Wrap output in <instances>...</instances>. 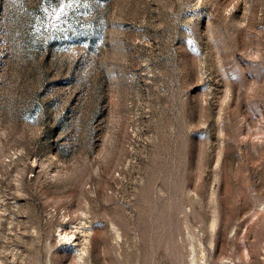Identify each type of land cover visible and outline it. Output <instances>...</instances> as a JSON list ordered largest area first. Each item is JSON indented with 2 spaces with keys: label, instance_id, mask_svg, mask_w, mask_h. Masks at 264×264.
Instances as JSON below:
<instances>
[{
  "label": "rangeland",
  "instance_id": "rangeland-1",
  "mask_svg": "<svg viewBox=\"0 0 264 264\" xmlns=\"http://www.w3.org/2000/svg\"><path fill=\"white\" fill-rule=\"evenodd\" d=\"M0 264H264V0H0Z\"/></svg>",
  "mask_w": 264,
  "mask_h": 264
}]
</instances>
